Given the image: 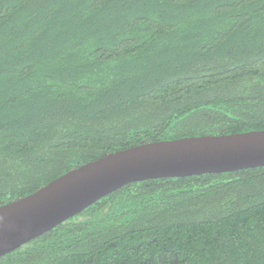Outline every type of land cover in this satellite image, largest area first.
<instances>
[{
    "label": "trees",
    "instance_id": "16d2710c",
    "mask_svg": "<svg viewBox=\"0 0 264 264\" xmlns=\"http://www.w3.org/2000/svg\"><path fill=\"white\" fill-rule=\"evenodd\" d=\"M264 129V0H0V204L142 142ZM0 264H264V165L130 182Z\"/></svg>",
    "mask_w": 264,
    "mask_h": 264
},
{
    "label": "water",
    "instance_id": "95a60500",
    "mask_svg": "<svg viewBox=\"0 0 264 264\" xmlns=\"http://www.w3.org/2000/svg\"><path fill=\"white\" fill-rule=\"evenodd\" d=\"M264 165V129L142 142L73 168L0 204V257L139 180Z\"/></svg>",
    "mask_w": 264,
    "mask_h": 264
}]
</instances>
